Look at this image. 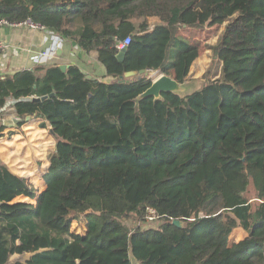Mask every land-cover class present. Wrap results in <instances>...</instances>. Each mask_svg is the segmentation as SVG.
Wrapping results in <instances>:
<instances>
[{"label":"trees","instance_id":"16d2710c","mask_svg":"<svg viewBox=\"0 0 264 264\" xmlns=\"http://www.w3.org/2000/svg\"><path fill=\"white\" fill-rule=\"evenodd\" d=\"M0 18L76 42L108 78L57 64L0 75V109L13 99L19 124L33 115L56 137L40 193L0 163V264H264V0H0ZM215 25L217 75L139 99L152 72L189 79L199 52L181 29ZM148 208L159 225L130 228Z\"/></svg>","mask_w":264,"mask_h":264},{"label":"crops","instance_id":"0c3cea01","mask_svg":"<svg viewBox=\"0 0 264 264\" xmlns=\"http://www.w3.org/2000/svg\"><path fill=\"white\" fill-rule=\"evenodd\" d=\"M53 35L58 36L48 30H33L22 26H1L0 40L5 48L0 51V75H10L20 70L33 69L37 64L32 62L30 57L39 51L50 48L54 52L53 56L43 65H77L85 74L98 80H108L107 77H104V67L96 60L94 53H87L79 48L76 42L60 36L57 40ZM13 102V99H8L0 109V126H2L0 157L5 153L8 154V160L13 163L10 164L7 160L3 164L7 165L13 173L25 177L40 193L46 187L43 175L47 171L48 155L54 150L56 137L50 131L51 126L46 123L45 127H40L42 119L35 116L30 117L29 120L24 119L21 124H15L14 118L17 115L12 107ZM4 121L9 122L7 126L3 125ZM24 132L27 134L23 135ZM6 134H8V138H6ZM26 146L27 148L19 153L20 149ZM31 150H34L35 154L37 153L36 156L42 155V158L32 155L29 157L28 152H32ZM17 163V167L23 168L21 172L12 167ZM37 186L39 187L37 188ZM245 236L246 232L242 228H235L230 235V244L238 243Z\"/></svg>","mask_w":264,"mask_h":264},{"label":"rangeland","instance_id":"374dc122","mask_svg":"<svg viewBox=\"0 0 264 264\" xmlns=\"http://www.w3.org/2000/svg\"><path fill=\"white\" fill-rule=\"evenodd\" d=\"M223 26L220 25H215V26H210V27H204L201 29H181L179 31V33L181 35H185L193 44H195L198 48V52H199V57L198 59L195 61L192 69H191V73L189 76V79L186 80V82H184V86L187 88L186 92H183L180 95L186 94V93H190L198 88H200L205 82L209 81L212 77H214L215 75L218 74L219 72V64L217 61H215L213 59V54L212 51L210 50V46L215 44V42L218 39V36L221 32ZM173 71H171L172 73ZM158 75H160L158 73ZM151 76V75H150ZM153 76V75H152ZM27 134L26 132L23 133ZM6 138H8V134H6ZM20 138H22V135H20ZM23 140V139H22ZM19 141V140H18ZM20 148V147H19ZM26 147H23L20 149L19 153H21ZM32 152H28V156L31 157V155L33 157L42 158V155L38 154V156H36V154L34 153V150H31ZM8 160V154L5 153V155H2L0 157V163L3 162H7ZM8 162L10 164L11 161L8 160ZM17 164L12 165L13 169L16 171L21 172V170H23V168H19L17 167ZM39 186H37L38 188ZM250 195V193H249ZM15 201H25V202H32L35 204V200H29L28 198H24V197H19L17 199H15ZM68 221V226L70 227V230L73 232H79V233H83L86 230V221L84 219H82L81 217L79 218L78 216H75L74 213H71L70 216L67 219ZM161 221L159 219H155V220H144V221H139L136 222V220L132 217H129L127 219V224H129L130 228H134L137 227L138 224H140V227H156L159 225ZM27 255L25 256H13L11 257V259H25Z\"/></svg>","mask_w":264,"mask_h":264},{"label":"water","instance_id":"95a60500","mask_svg":"<svg viewBox=\"0 0 264 264\" xmlns=\"http://www.w3.org/2000/svg\"><path fill=\"white\" fill-rule=\"evenodd\" d=\"M124 52H125V47L120 49V51L116 55V57L119 60H122ZM58 66H59V68L62 71H66V69L68 67L67 64H60ZM145 73H146L145 70L129 71V72H126L124 74V77H132V76H135V75H140V74H145ZM86 77L87 78H94V77H92L89 74H86ZM186 89L187 88L184 86V82L183 83L178 82L171 75L160 74L154 80H152L150 86L142 94H140L139 99L143 98V97H146V96H153L155 99H159L161 97V94L164 93V92H172V93H175V94H182L183 92H186ZM186 94H188V93H186ZM51 95H53V94H51ZM44 98H45V96H43L41 98H35V99H44ZM32 116L33 115L26 116L24 119L25 120H29L30 117H32ZM21 120H22L21 118L16 117V118H14V123L18 124V123L21 122ZM8 123H9L8 121H4L3 125L7 126ZM50 131H51L52 134H54L52 129ZM172 223L174 225H176L177 227H182L183 226V222L181 220H179V219L172 220ZM130 263L131 264H139L138 260L132 254H130Z\"/></svg>","mask_w":264,"mask_h":264},{"label":"built area","instance_id":"2783aa9c","mask_svg":"<svg viewBox=\"0 0 264 264\" xmlns=\"http://www.w3.org/2000/svg\"><path fill=\"white\" fill-rule=\"evenodd\" d=\"M3 25L22 26V27H27V28L33 29V30H42V31L47 30L44 25L36 23L33 20H31L30 18H26V19H24L18 23H11V22H8L6 19L0 18V27ZM53 37L57 40L59 38L58 36H55V35H53ZM129 41H130V37L127 36L121 42H119V44L117 45V48L122 49L123 47H125L129 43ZM4 48H5V46H4L3 42L0 40V51L3 50ZM53 53H54L53 50L48 48L46 50L39 51L38 53L33 54L30 58H31L32 62H34L35 64L43 65V64L47 63L52 58ZM157 76H158L157 72H152L150 77L152 78V80H154ZM155 219H157V215H156L155 210L153 208H148L147 220H155Z\"/></svg>","mask_w":264,"mask_h":264}]
</instances>
